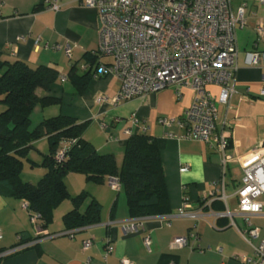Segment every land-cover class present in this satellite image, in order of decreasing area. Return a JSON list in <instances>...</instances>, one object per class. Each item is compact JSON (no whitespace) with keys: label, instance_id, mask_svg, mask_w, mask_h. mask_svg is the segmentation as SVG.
Returning <instances> with one entry per match:
<instances>
[{"label":"crops","instance_id":"obj_1","mask_svg":"<svg viewBox=\"0 0 264 264\" xmlns=\"http://www.w3.org/2000/svg\"><path fill=\"white\" fill-rule=\"evenodd\" d=\"M51 1L56 2L58 10L50 8L45 0H0V52L32 68L48 66L59 72L58 80L48 91H37L40 98L56 102L47 107H35L30 129L57 116L87 123L84 139L100 154L113 155L118 168L123 165L132 134L154 137L164 167L172 214L142 219L143 227L137 233L125 234L123 225L133 219L129 216L123 187L115 191L108 178L94 182L85 174L71 173L65 179L69 193L72 197L86 196L79 210L84 213L91 201L96 200L101 206L100 222L79 229L73 238L43 239L37 246L9 256L0 264H120L123 258L134 264H161L168 255L172 256L169 264H249L245 258L256 259L253 248L232 225L231 219L219 214L227 207L232 213H239L235 193L244 178V163L238 159L243 158L249 165L264 157V99L260 97L264 85V34L259 36L257 32L260 25L264 26V5L257 0H231L234 13L245 6L246 24L237 32L238 68L233 78L236 91L228 105L218 106L216 135L232 132L225 150L231 161L224 171L223 155L214 139L211 144L180 140L168 134L181 136L182 128L159 124L161 118L184 116L196 94L191 86L168 87L120 103L114 101L121 88L118 77L93 76L81 90L69 76L73 66L82 75L83 67L89 66V58L99 49L98 12L79 0ZM68 46L72 49L71 57L66 54ZM255 51L263 53L261 66L252 65L251 54ZM98 60L113 61L104 56ZM63 77H66L64 82ZM207 89L219 98L220 86L210 85ZM65 147L70 145L64 143L59 148ZM50 150L48 137L34 142L23 160L21 178L24 182L36 185L45 176V159ZM185 167L188 171L182 172ZM223 176L227 206L222 202L210 209L204 203L211 191L219 189L216 183ZM186 199L189 211L202 215L198 220L176 216ZM25 203L0 194V251L13 248L21 241L30 244L35 240L37 229ZM73 209L72 201L61 203L54 211L48 233L69 231L64 218ZM168 217H172L170 226L165 223ZM251 221L261 230L260 237L253 240V245L257 246L264 239V215H255ZM234 222L243 228L242 216L236 215ZM192 232L197 233V240L190 237ZM146 236L151 239L150 250L144 245ZM179 237L189 238V244L173 248L174 240ZM86 240L93 242L87 251L83 246ZM107 246L111 247L109 253Z\"/></svg>","mask_w":264,"mask_h":264},{"label":"built area","instance_id":"obj_2","mask_svg":"<svg viewBox=\"0 0 264 264\" xmlns=\"http://www.w3.org/2000/svg\"><path fill=\"white\" fill-rule=\"evenodd\" d=\"M84 6L98 12L99 57L112 58L111 63L99 64L94 69V77L115 76L121 80V88L115 98L116 103L146 96L168 87L182 88L191 86L195 90L192 106L180 119L161 118L159 124L171 128L178 125L184 130L181 136L168 134L180 140L198 141L211 144L215 140L222 152V164L225 167L231 161L225 154L232 132L223 131L216 135L218 106L228 105L235 93L234 74L238 68L237 32L246 24L245 6L232 10L231 0H79ZM264 5V0H257ZM53 10H58L56 2L45 0ZM258 35L264 34V26L257 29ZM72 49L68 46L66 54L71 57ZM263 53L251 54L252 65L261 66ZM90 66H84L87 71ZM66 77L62 78V82ZM264 83V79H263ZM218 85L221 94L216 99L207 89ZM180 95V92L178 93ZM260 97L264 99V85ZM102 98H99L101 101ZM56 159H65V150L56 153ZM244 165V178L235 193L239 213H232L228 207L219 217H228L244 240L253 248L256 259L245 258L249 264H264V239L259 245H253L261 230L255 227L251 218L264 215V157L246 165L243 158L238 159ZM188 168L182 169L187 172ZM110 187L119 191L121 182L110 178ZM218 190L211 191L205 205L210 207L219 200L227 206L224 176L216 183ZM219 193V194H218ZM26 202V201H25ZM29 209L28 202L25 203ZM188 200L178 211L177 217L198 220L202 215L189 211ZM243 218L240 228L234 219ZM31 222L37 229L36 236H41L30 244L17 245L0 252V262L28 247L37 245L41 240L68 236L73 238L79 230H69L61 234H49L40 229V215L30 214ZM172 217L165 221L171 225ZM142 219H133L123 225L125 234H135L143 227ZM191 238L198 239L192 232ZM2 234L0 232V240ZM19 242L21 238H18ZM189 244V238L179 237L173 242V248ZM92 240L83 243L84 250L91 249ZM144 245L150 250L151 239L144 238ZM107 253L111 247L107 246ZM90 262V261H89ZM120 264H134L127 258Z\"/></svg>","mask_w":264,"mask_h":264},{"label":"trees","instance_id":"obj_3","mask_svg":"<svg viewBox=\"0 0 264 264\" xmlns=\"http://www.w3.org/2000/svg\"><path fill=\"white\" fill-rule=\"evenodd\" d=\"M89 59L90 67L82 75L75 66L70 72L69 77L76 80L81 90L94 76V69L100 61L98 51ZM58 78L59 72L53 67L32 68L23 61L6 58L0 52V104L4 107L0 112V194L28 202L30 214L40 215L39 227L45 231L52 222L55 209L68 199L73 202L74 209L64 218L67 230H79L100 222L101 206L96 200H92L82 213L79 208L86 196L70 195L65 179L71 173L85 174L94 182L118 178L127 196L131 219L171 215L164 167L154 137L132 134L123 165L118 168L113 155L100 154L84 139L87 123L57 116L45 119L34 130L30 129L35 107H47L56 102L40 98L37 91H48ZM44 137H48L51 143L50 154L45 159L47 173L38 184L32 185L21 178L23 160L28 157L34 142ZM64 143L70 147L61 148L66 157L59 162L55 156ZM218 203L223 204L213 201L210 209ZM38 238L41 236H36L35 240ZM27 242L21 241L17 245ZM171 258L170 255L164 256L161 264H169Z\"/></svg>","mask_w":264,"mask_h":264},{"label":"rangeland","instance_id":"obj_4","mask_svg":"<svg viewBox=\"0 0 264 264\" xmlns=\"http://www.w3.org/2000/svg\"><path fill=\"white\" fill-rule=\"evenodd\" d=\"M2 109H3V105L0 104V112L2 111ZM65 182H66V180H65ZM37 184H38V183H37ZM76 187H77V186H76ZM76 187H75V188H76ZM75 188H74V189H75ZM123 191H124V190H123ZM70 195H71V194H70ZM68 200L71 201L70 199H68Z\"/></svg>","mask_w":264,"mask_h":264}]
</instances>
